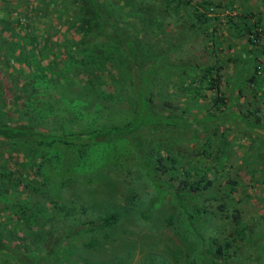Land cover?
Here are the masks:
<instances>
[{"label":"trees","instance_id":"1","mask_svg":"<svg viewBox=\"0 0 264 264\" xmlns=\"http://www.w3.org/2000/svg\"><path fill=\"white\" fill-rule=\"evenodd\" d=\"M0 3L5 12L0 17V63H5V71H0L2 261L39 264L51 252L53 260H59L53 264H69L70 258L76 264L80 256L74 258L72 252L65 261L61 252L71 238L85 232L89 239L83 245L100 247L99 234L107 237V230L120 222L124 212H133L136 200L141 205L138 216L152 222L155 208L169 206L160 214L158 228L174 225L177 210L168 203L170 198L194 210L186 217L193 247H167L170 257L151 252L143 264H170V259L176 264H264L263 197L243 195L241 180L235 176L238 168H244L249 185L262 187L264 137L258 136H264V0L259 8L246 5L245 0ZM22 15L27 20L24 24ZM41 26L45 28L38 30ZM4 29L17 39L1 34ZM16 43L18 52H14ZM18 62L16 72L26 76L20 84L7 69ZM82 73L87 82L95 81L102 108L114 123L77 132L70 128L80 101L62 97L59 91H75L76 84L81 87ZM107 74L109 80L132 85L129 107L119 111L126 120L113 117L110 105L116 101L106 87ZM49 85L56 86L50 93L45 90ZM13 110L15 118L24 122L11 124ZM161 129L171 132L169 139L174 140L176 131L184 138H178L180 143L157 138L149 149L153 155H145L138 135ZM129 133L134 134L130 144L137 160L133 172L147 178L142 197L136 196V184L130 183L132 175L123 211L93 212L83 200L70 197L67 202L51 196L48 180L59 172L58 166L72 165L91 146ZM7 145L22 152L26 167L10 151L5 156ZM237 152L244 155L242 159L236 158ZM25 171L33 177L27 178ZM65 181L72 184V178ZM237 191L241 196H236ZM252 240L258 248L253 255L249 252ZM122 260L119 256L92 264Z\"/></svg>","mask_w":264,"mask_h":264},{"label":"rangeland","instance_id":"2","mask_svg":"<svg viewBox=\"0 0 264 264\" xmlns=\"http://www.w3.org/2000/svg\"><path fill=\"white\" fill-rule=\"evenodd\" d=\"M246 5H250L253 8L261 7L262 0H245ZM21 5L17 8L20 9ZM13 11V10H12ZM24 9H21L20 14L23 13ZM28 11V9L26 10ZM30 14H33V11L29 10ZM15 11L12 12L14 14ZM21 24L26 23L27 20L24 19V16L21 17ZM38 23V21H37ZM1 26V25H0ZM16 29L22 33L25 30L18 25H15ZM38 28V30H42L45 27ZM65 28L63 25L61 29ZM1 29V28H0ZM2 30V29H1ZM11 30L4 29L1 34L8 35L9 37H13L12 40H16L15 34L12 35L10 33ZM16 32L19 34V32ZM70 35V34H69ZM40 44L45 45V41ZM14 52L19 51V45L15 44ZM3 56V54H2ZM1 58V55H0ZM18 64L7 65V69L11 72L9 74L14 73L16 75V80L20 84L25 80L26 76L20 77V75L16 72ZM26 67L27 72L30 71V67ZM5 71V63H0V71ZM13 71V72H12ZM1 73V72H0ZM1 75V74H0ZM10 77V76H9ZM7 77V80H10L11 77ZM13 78V77H12ZM19 78V79H18ZM81 87L77 88L79 85L76 84L75 91L72 88L71 90L67 89L65 91H59L62 97L67 98H76L79 99V110L76 113L75 120L71 124L70 128H73L76 132L78 130L84 131L88 128H92L97 126L98 124H106L110 125L114 123L109 116L108 110L106 108H102L104 104L102 98L101 100L98 97L97 91L95 89V81H88L87 75L82 73L79 77ZM106 87L108 92L112 94V101L115 102L114 106L110 105V109L113 113V117L116 119H124L125 114L119 113L120 109L124 111L127 110V106L129 107V102L133 96L132 85L129 83H122L121 80L116 82L112 77L107 74L106 77ZM5 80L6 86L8 85V81ZM16 80L13 81L15 82ZM11 84V83H10ZM56 86L49 85L46 87V91L50 93L51 90ZM44 90V91H45ZM56 90V89H55ZM39 92V91H38ZM11 93L7 92V96H10ZM35 95V94H34ZM42 97L43 93L37 94ZM47 95V94H46ZM103 97V94H102ZM69 102H73L67 99ZM21 100L18 101L20 104ZM162 102V101H161ZM102 104V105H101ZM101 107H98L100 106ZM14 118L16 116L15 111L13 110L11 113ZM119 116V117H118ZM122 116V117H121ZM25 119V118H23ZM24 122V120L20 118L11 119V124L14 125L16 122ZM121 120L118 121L120 123ZM171 132L169 130L161 129L157 132H152L149 135L145 132L144 137L140 134L138 135V140L141 141L140 147H142V151L145 155H150L149 149L153 147L157 138L161 140H167L169 142L176 141L180 143L179 139L184 138V135L178 133L176 131V135L172 136L174 140L169 139V135ZM247 134V133H246ZM134 134L129 133L123 137L119 138H107L108 140H104V145L102 143L96 144L88 148L86 155L84 157H76L74 159V164L68 165L66 167L58 166V173H53V177H50L48 180V188L50 194L53 198L58 199L59 201H69L70 197H75L79 202L83 200L89 207V209L93 212L104 211L106 209L118 208L122 211L124 207L127 206V194L126 187L129 184L128 180L132 175L131 184H136V196L142 197L143 191L146 190L143 187V183L147 181V178L142 174L140 177L138 176V171H134L133 169L137 166V160L133 156L131 141L134 139ZM248 136V135H247ZM263 138L264 136H258ZM258 140V139H257ZM257 151L261 155V149L259 148V144L256 145ZM9 146H5V156L8 151H10L13 155L15 161L21 162L23 167H26V157L23 156L21 151H16L12 148L9 150ZM62 150L67 151L64 146H61ZM61 150V151H62ZM66 156V155H64ZM236 158L242 159L241 153L237 152L235 155ZM22 159V161H20ZM57 162H60V157L57 158ZM236 164L239 163V160L235 161ZM258 164V161H257ZM236 167L238 165H235ZM129 168H131V172L129 173ZM28 169V168H27ZM135 170V169H134ZM235 176L241 180V185L239 192L243 193L249 192L250 195L262 196L264 201V171H262L261 176L263 180L261 181V186L257 189H254L249 185L248 181V173L244 170V168H238V171ZM27 175V172H24ZM32 173L27 175V178H32ZM44 176H41L39 180L43 179ZM68 178H72V184L68 185L67 183H63ZM261 178V179H262ZM66 182V181H65ZM149 189V188H148ZM239 192H236V196L239 195ZM167 198L169 194H166ZM168 200V199H167ZM136 202L132 206L133 212L127 214L123 213L121 220L118 224H116L111 229H108V236L101 237L99 234L100 244L101 246L88 247L84 244V241L89 239V235L83 232L79 236H75L71 238L70 243L65 245L62 248V255L67 257L65 261L68 260V256L70 253L74 252V258L76 256H80L81 258H77L76 264H92L93 262H98L99 260H116L119 256H123V260L119 264H143L144 259L151 252L153 253H166L168 257L171 254L168 253L169 248H173L175 244L181 245L185 250L191 249L193 246V237L190 231H187V215L194 211L192 208H183L174 203L170 198L168 203L173 207V209L177 210V218L174 221V225L167 226L165 223L162 227V230H159L158 226L160 225V220L158 219L160 214H164V211L169 208H164L163 210H153L152 216L154 221H150L143 217L138 216V210L141 207L140 203ZM264 204L262 207L264 209ZM261 207V208H262ZM169 210V209H168ZM85 216H89L87 212ZM85 216L81 217L85 219ZM198 219V217L196 218ZM201 222V221H200ZM83 224L77 226V228L82 227ZM203 226V224L201 225ZM201 231V230H200ZM142 234H146V238H142ZM54 236V234H53ZM85 236V237H84ZM149 236H152V240L148 239ZM143 240V241H142ZM187 244V245H186ZM186 246V247H185ZM169 247V248H167ZM249 252L253 255L252 251L257 250L256 242L252 240L249 245ZM53 254L49 253L45 259H39V264H53L58 262L59 260H53ZM72 255V256H73ZM70 258V256H69ZM2 255L0 254V264H11L10 259H4L2 261ZM72 258L68 260L69 264H74ZM170 264H176L174 259L169 260ZM180 263V261H179ZM98 264V263H97Z\"/></svg>","mask_w":264,"mask_h":264},{"label":"crops","instance_id":"3","mask_svg":"<svg viewBox=\"0 0 264 264\" xmlns=\"http://www.w3.org/2000/svg\"><path fill=\"white\" fill-rule=\"evenodd\" d=\"M2 2H3V0H2ZM0 4H1V3H0ZM3 15H4V16H3ZM1 16L5 17V12H3V11L0 10V17H1Z\"/></svg>","mask_w":264,"mask_h":264}]
</instances>
